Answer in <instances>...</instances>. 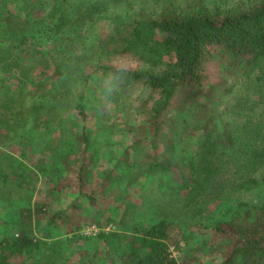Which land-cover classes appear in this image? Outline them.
<instances>
[{
	"label": "rangeland",
	"instance_id": "obj_1",
	"mask_svg": "<svg viewBox=\"0 0 264 264\" xmlns=\"http://www.w3.org/2000/svg\"><path fill=\"white\" fill-rule=\"evenodd\" d=\"M29 1L35 3L26 5ZM172 1L185 6L188 0ZM50 9V0H0V37L5 38L7 29L27 17L31 29L41 22L44 28ZM102 30H110L105 21L93 31L100 35ZM27 39L31 47L21 53L17 66L9 67L0 54V170L27 171L33 185L28 191L0 181V240L25 234L38 245L30 255L14 258L12 264H121L129 236L160 220L169 224L171 234L179 236V244L170 245V250L180 264H219L225 248L213 227L242 214L243 202H262L264 187L236 190L229 182L237 184L239 177L222 172L207 181L194 203L186 204L175 177L179 168L186 169L184 163L202 141V128L196 127L211 118L208 131L218 136L231 119L228 109L247 94L250 78L216 56L208 68L209 82L218 86L213 98L171 114L174 123L169 125L166 145L176 176L162 171L149 174L148 155L168 153L161 142L157 148L135 144L148 134L136 123L147 114L134 115L132 106L139 105L147 92L126 89L111 72L101 70L85 83L82 73L92 71L94 66L89 65L94 61L89 59L98 56L92 52L93 43L86 47L89 40L83 46L84 58L89 56L86 63L78 64L72 57L58 61L69 76L53 77L52 43L32 32ZM105 61L127 69L135 66L127 57ZM22 65L29 78L42 85L21 83ZM80 92L84 95L83 118L75 108ZM132 123H136L134 128ZM83 157L90 159L89 177L80 180L79 168L86 167ZM93 224L97 233L85 234Z\"/></svg>",
	"mask_w": 264,
	"mask_h": 264
},
{
	"label": "trees",
	"instance_id": "obj_2",
	"mask_svg": "<svg viewBox=\"0 0 264 264\" xmlns=\"http://www.w3.org/2000/svg\"><path fill=\"white\" fill-rule=\"evenodd\" d=\"M34 3L29 1L26 5ZM50 4L49 24L44 28L41 22L31 29L30 17H27L18 19L7 29L3 34L7 37H0V54H4L9 67L17 66L21 53L31 47V43L27 44L30 32L52 43L49 56L54 62L53 77L69 76L58 61L72 57L78 64L86 63L89 56L84 58L83 46L85 41H91L86 47L93 43L92 52L98 56L89 61L97 62L90 63L89 66H94L91 72L82 73L83 81L87 83L92 73L101 70L111 72L126 89L139 88L141 93L145 90L146 97L139 105H133L132 111L134 115L147 114L139 121L134 119L148 134L135 144L157 148L160 142L165 146L170 141L169 125L174 123L171 117L174 111L186 105H202L203 99L210 100L216 94L218 86L209 82L208 68L216 56H222L230 68L238 67L241 74L250 78L247 94L228 109L231 119L226 122V128L215 137L208 131L211 118L197 126L202 128V141L184 163L186 169L177 170V176L168 145L164 149L168 154L158 151L148 155L146 171L175 175L176 187L184 195L186 204L194 203L196 196L205 190L207 181L211 182L222 172L239 177L237 184L229 182L236 190L264 187V0H188L185 6L172 0H80L76 3L50 0ZM26 9L27 6L25 12ZM104 21L110 30L95 34L94 28ZM100 55L106 59L127 57L135 66L116 67L100 59ZM18 78L24 84L42 85L29 78L26 69ZM249 94L255 97L250 98ZM75 108L83 118L81 92ZM136 123H132L133 128ZM83 139L86 141L87 135L83 134ZM82 159L86 167L79 168L78 178L85 180L89 177L86 168L90 159ZM0 181L28 191L33 188L31 176L22 169L17 172L2 168ZM241 206L242 214L213 227L221 235L225 248L219 264H264V200L258 204L243 202ZM178 238L163 220L146 226L129 236L121 264H180L170 250V245L179 244ZM37 246L25 234L3 238L0 264H12L14 258L30 255Z\"/></svg>",
	"mask_w": 264,
	"mask_h": 264
},
{
	"label": "built area",
	"instance_id": "obj_3",
	"mask_svg": "<svg viewBox=\"0 0 264 264\" xmlns=\"http://www.w3.org/2000/svg\"><path fill=\"white\" fill-rule=\"evenodd\" d=\"M97 231H98V227L93 224L91 226L86 227L84 233L85 234H91V233L96 234Z\"/></svg>",
	"mask_w": 264,
	"mask_h": 264
}]
</instances>
